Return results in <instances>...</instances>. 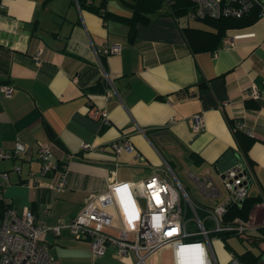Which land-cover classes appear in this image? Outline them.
Returning <instances> with one entry per match:
<instances>
[{"label": "crops", "instance_id": "obj_1", "mask_svg": "<svg viewBox=\"0 0 264 264\" xmlns=\"http://www.w3.org/2000/svg\"><path fill=\"white\" fill-rule=\"evenodd\" d=\"M124 1L133 0H118L116 9L106 0L91 3L128 17L131 10ZM162 6L136 26L130 41L125 23L82 9L76 0H0V84L13 87L8 98L0 89V148L10 151L18 141L24 146L20 154L0 159V171L8 176L0 196L17 213L29 208L47 226H55L72 220L112 178L133 182L143 208V181L156 176L174 188L179 183L209 227L197 206L207 211L228 198L221 174L240 161L250 178L247 196L260 200L249 214L253 229L225 241L209 236L212 264H232L251 249L240 242L252 244L250 235L264 227V10L252 24L228 30L214 51L192 53L181 27L204 24L174 17ZM113 45L119 52H105ZM252 88L259 98L251 96ZM95 110H105L107 125L92 116ZM195 115L202 122L199 130L193 128ZM229 120L235 127L243 123L241 129L254 139L246 158ZM51 137L60 144L53 147L52 160L72 155L60 192L49 187L52 174H41L36 152L39 144H51ZM124 139L133 152L114 154L109 145ZM83 143L89 144L85 151ZM95 202L111 215V227L104 230L117 237L122 225L115 207ZM185 205L184 217L192 227L193 214ZM234 236L239 241L230 239ZM42 241L55 264L137 262L133 250L119 254L110 244L94 254L89 242L75 239L68 228L57 235L44 233ZM254 248L259 253L264 242ZM145 263L174 264L172 246L149 254Z\"/></svg>", "mask_w": 264, "mask_h": 264}, {"label": "built area", "instance_id": "obj_2", "mask_svg": "<svg viewBox=\"0 0 264 264\" xmlns=\"http://www.w3.org/2000/svg\"><path fill=\"white\" fill-rule=\"evenodd\" d=\"M167 7L174 5L176 0H163ZM192 9L184 16L187 20H199L205 17H241L246 14L253 4H260L264 10V4L260 0H188ZM264 12V11H262ZM230 40L228 45H232ZM107 53L119 52V46L113 45ZM40 51L34 56L35 64H39ZM3 98L12 95L13 87L8 84H0ZM251 96L259 98V92L252 88ZM99 119L103 125L108 124L105 110H95L92 115ZM195 130L202 127L198 115L193 116ZM241 129L243 123L236 125ZM89 144H81V150L85 151ZM114 154L122 151L133 152L131 143L124 139L121 143L112 142L109 145ZM24 151L21 142H17L10 151L0 148V159L14 157ZM41 174H52L53 180L49 187L55 192L63 191L66 187L68 167L67 162L71 154H66L65 161L52 160V149L49 143L39 144L36 148ZM7 173L0 171V191L7 180ZM222 184L228 192V198L212 209L206 211L205 219L211 222L207 227L202 218L196 214V207L190 202L187 194L177 183L172 187L166 181L152 176L143 181L144 207H140L136 201L133 182L117 181L114 178L108 184L107 189L101 193L90 195L79 212L69 222H58L55 226H47L39 217L34 215L29 208H24L19 214L7 201L0 196L4 209L0 217V264H55L49 253V248L42 241L44 233L59 234L62 228H68L72 236L77 240H87L94 254H102L106 245H113L119 254L133 250L137 256L135 264H146L145 258L166 244L173 248L174 264H212L209 255V236L213 233L230 232L239 237H244L253 229V223L249 219L235 217L230 222L223 223V215L227 206L238 205L247 196L249 174L245 166L239 161L226 169L222 174ZM37 182V179L34 181ZM103 207L112 204L120 218L121 229L117 237L106 232L105 228L111 227V215L102 210ZM189 206L192 211L193 222L190 227L184 217V206ZM189 224V227H188ZM131 233L133 239H129ZM144 253L140 254L139 251ZM232 264H239L232 260Z\"/></svg>", "mask_w": 264, "mask_h": 264}, {"label": "trees", "instance_id": "obj_3", "mask_svg": "<svg viewBox=\"0 0 264 264\" xmlns=\"http://www.w3.org/2000/svg\"><path fill=\"white\" fill-rule=\"evenodd\" d=\"M262 2V1H261ZM78 6L82 9L91 10L99 14L102 18L106 19L108 17L115 18L128 26L129 40L133 41V34L136 31V26L140 23H146L149 20V15L158 11L163 0H133L132 2L124 1V4L131 10L130 16H120L114 15L108 11L102 10L103 6L95 7L91 0H76ZM264 4V2H262ZM192 9V4L188 0H176L174 5L169 7V13L174 17H180L186 15ZM260 4H253L249 11L242 15L241 17H219L211 18L205 17L199 19L203 28L191 27L185 25L181 27L182 35L184 40L192 53H199L203 51H214L218 46L222 44L223 38L226 32L230 29L242 28L252 24L261 15ZM199 86L204 88V82H200ZM249 104V103H247ZM229 125L232 130L234 140L242 153L246 158L247 152L250 146L253 144L254 139L247 136L244 130L236 128L233 120H229ZM51 149L53 147L60 146L58 140L51 137ZM260 200L258 198L246 196L242 203L238 206L236 204H231L227 206V210L223 215V223L230 222L235 217H240L242 219H249V214L251 209ZM4 209V204L0 201V217ZM198 212L200 214H206V209L202 206H197ZM190 214V211H187ZM220 237L222 240L230 235H236L230 232H219L213 233ZM237 236V235H236ZM252 241L251 243L257 247L259 242H264V227H257L256 234L250 235ZM262 254L264 250L259 253H254L251 249H246L243 253L237 255V261L241 264H264V259H262Z\"/></svg>", "mask_w": 264, "mask_h": 264}, {"label": "rangeland", "instance_id": "obj_4", "mask_svg": "<svg viewBox=\"0 0 264 264\" xmlns=\"http://www.w3.org/2000/svg\"><path fill=\"white\" fill-rule=\"evenodd\" d=\"M94 1H95V3H98L100 0H94ZM127 1H131V0H127ZM106 3H107V6L109 8H113V9H116L117 7L121 6L120 3L118 2V0H106ZM167 8H168L167 5L164 3L162 6V9L166 10ZM195 22H197L199 25L202 24L200 21H195ZM107 206H105V208L112 210L111 209V207L113 208L112 204H109ZM113 212H115V211H113ZM188 226H189V224H188ZM230 239H234L236 241H239L236 236L231 237ZM240 243H242L247 248L255 249L254 246L252 244L248 243L247 241H241Z\"/></svg>", "mask_w": 264, "mask_h": 264}, {"label": "water", "instance_id": "obj_5", "mask_svg": "<svg viewBox=\"0 0 264 264\" xmlns=\"http://www.w3.org/2000/svg\"><path fill=\"white\" fill-rule=\"evenodd\" d=\"M241 204V202L239 203V205ZM262 259H264V255H262Z\"/></svg>", "mask_w": 264, "mask_h": 264}, {"label": "clouds", "instance_id": "obj_6", "mask_svg": "<svg viewBox=\"0 0 264 264\" xmlns=\"http://www.w3.org/2000/svg\"><path fill=\"white\" fill-rule=\"evenodd\" d=\"M242 203V202H241ZM238 206H239V204H238Z\"/></svg>", "mask_w": 264, "mask_h": 264}]
</instances>
